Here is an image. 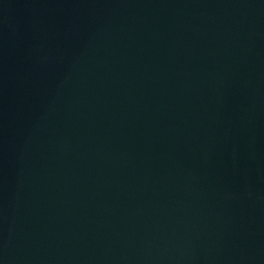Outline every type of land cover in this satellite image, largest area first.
Wrapping results in <instances>:
<instances>
[{
    "label": "water",
    "instance_id": "95a60500",
    "mask_svg": "<svg viewBox=\"0 0 264 264\" xmlns=\"http://www.w3.org/2000/svg\"><path fill=\"white\" fill-rule=\"evenodd\" d=\"M0 264H264V0H0Z\"/></svg>",
    "mask_w": 264,
    "mask_h": 264
}]
</instances>
